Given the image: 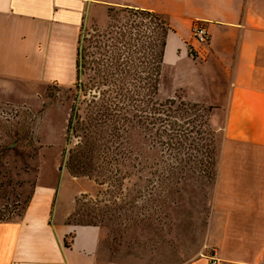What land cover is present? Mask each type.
Here are the masks:
<instances>
[{
  "label": "crops",
  "instance_id": "crops-1",
  "mask_svg": "<svg viewBox=\"0 0 264 264\" xmlns=\"http://www.w3.org/2000/svg\"><path fill=\"white\" fill-rule=\"evenodd\" d=\"M166 3L0 0V101L16 104L49 85H73L83 34L106 22L108 8L167 14L179 44L186 40L181 30L203 26L205 49L177 54L176 86L186 101L223 112L206 254L215 249L219 264H264V0ZM52 200L50 189L37 188L19 220L0 223V264H104L99 229L49 222Z\"/></svg>",
  "mask_w": 264,
  "mask_h": 264
},
{
  "label": "rangeland",
  "instance_id": "rangeland-1",
  "mask_svg": "<svg viewBox=\"0 0 264 264\" xmlns=\"http://www.w3.org/2000/svg\"><path fill=\"white\" fill-rule=\"evenodd\" d=\"M166 1L160 0L161 5L163 2L167 5ZM177 1L182 5V0ZM109 15L107 12L103 25L89 24L82 44L86 35L90 42L91 35H101L109 24L117 26L127 21L122 14L111 13L113 20ZM160 15L170 32L158 98L164 100L174 95L183 98L176 86L182 73L177 54L179 50H186L189 55L190 51L204 50L207 42L199 43L195 39L191 25L188 31L179 32L186 37L185 44H179L170 17ZM75 86L76 80L68 87L52 84L37 91L38 98H26L16 104L0 101V149L13 147L0 163V221L19 220L29 208L37 188H44L53 192L49 222L60 219L68 225L99 229L97 254L101 263L183 264L207 253L214 184L190 180L179 186L168 183L159 188V198L148 202L143 195L149 185L142 179L149 175L158 156L148 148L139 130L132 129L123 138L127 159L120 171L130 174V179L114 185L110 182L99 185L93 181V176L77 177L66 170L65 151L75 141L74 138L68 141L71 135L68 120L78 94ZM216 113L209 112V126L216 131L219 152L221 132L218 128L223 123V112ZM150 207L156 209L154 214H148ZM76 208L79 209L77 216L74 215Z\"/></svg>",
  "mask_w": 264,
  "mask_h": 264
},
{
  "label": "trees",
  "instance_id": "trees-1",
  "mask_svg": "<svg viewBox=\"0 0 264 264\" xmlns=\"http://www.w3.org/2000/svg\"><path fill=\"white\" fill-rule=\"evenodd\" d=\"M113 12L127 21L109 24L98 39L91 35L89 42L86 35L81 43L77 101L68 120V141H75L65 151L66 170L77 177L93 176L99 185L130 179V174L120 171L127 159L123 138L136 129L158 156L149 175L138 177L149 185L143 195L148 202L159 198V188L168 183L214 184L219 152L216 131L209 126L210 107L177 95L158 98L170 32L167 22L143 9L108 8L112 20ZM10 149H0V163ZM78 212L76 208L74 215ZM147 212L154 214L156 209Z\"/></svg>",
  "mask_w": 264,
  "mask_h": 264
},
{
  "label": "built area",
  "instance_id": "built-area-1",
  "mask_svg": "<svg viewBox=\"0 0 264 264\" xmlns=\"http://www.w3.org/2000/svg\"><path fill=\"white\" fill-rule=\"evenodd\" d=\"M191 32L199 43H205L209 39L205 28L199 24H192ZM215 253V249H211L208 254L201 253L200 256L205 257V259L208 261V264H219V259L216 257Z\"/></svg>",
  "mask_w": 264,
  "mask_h": 264
},
{
  "label": "water",
  "instance_id": "water-1",
  "mask_svg": "<svg viewBox=\"0 0 264 264\" xmlns=\"http://www.w3.org/2000/svg\"><path fill=\"white\" fill-rule=\"evenodd\" d=\"M193 53V55H195V53L193 51H191Z\"/></svg>",
  "mask_w": 264,
  "mask_h": 264
}]
</instances>
